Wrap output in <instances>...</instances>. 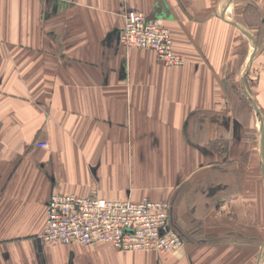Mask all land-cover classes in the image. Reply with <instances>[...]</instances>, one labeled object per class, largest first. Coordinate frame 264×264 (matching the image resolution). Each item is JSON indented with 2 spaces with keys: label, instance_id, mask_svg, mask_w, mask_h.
<instances>
[{
  "label": "crops",
  "instance_id": "crops-1",
  "mask_svg": "<svg viewBox=\"0 0 264 264\" xmlns=\"http://www.w3.org/2000/svg\"><path fill=\"white\" fill-rule=\"evenodd\" d=\"M130 10L186 64L120 45ZM244 81L264 117V0H0V264H264V170L216 187V152L190 133ZM94 190L172 200L184 248L42 244L50 196Z\"/></svg>",
  "mask_w": 264,
  "mask_h": 264
},
{
  "label": "built area",
  "instance_id": "built-area-1",
  "mask_svg": "<svg viewBox=\"0 0 264 264\" xmlns=\"http://www.w3.org/2000/svg\"><path fill=\"white\" fill-rule=\"evenodd\" d=\"M119 44L127 49H149L169 67H182L186 59L174 49L171 32L157 16L131 10L119 33ZM46 147L47 143H37ZM168 201L131 197L102 198L96 191L86 196L53 193L48 201L40 242L48 246L107 244L120 251L175 252L185 245L171 222Z\"/></svg>",
  "mask_w": 264,
  "mask_h": 264
},
{
  "label": "rangeland",
  "instance_id": "rangeland-1",
  "mask_svg": "<svg viewBox=\"0 0 264 264\" xmlns=\"http://www.w3.org/2000/svg\"><path fill=\"white\" fill-rule=\"evenodd\" d=\"M232 86L233 90L230 92V97L228 98L230 105L228 112H221L214 115H196V121H199L200 124L199 128L188 131H190V133L192 132L193 143H198L199 146L195 145L201 151L210 149L216 152V160L214 163L219 165L215 167L220 170L216 172L219 174L216 175L219 176V179L211 180L214 181V186L217 187L220 183H222L223 176L228 177L233 175L234 171L237 173L241 169L247 171V185L249 188H253L256 184V177L257 179H260L262 177V169L264 170V117L256 111V107L252 101L253 98L248 96L249 93L247 94V82L245 83L244 81L243 83H235ZM202 122H209V125L203 129ZM229 153L231 154L230 158ZM208 161L213 162L212 160ZM204 163L206 164L207 162L204 161L203 164ZM223 173H225V175ZM233 181H237V178ZM234 185L236 184H231V186ZM143 199L168 201L171 203L172 225L182 235L186 243V233L175 223L173 201L169 199Z\"/></svg>",
  "mask_w": 264,
  "mask_h": 264
}]
</instances>
